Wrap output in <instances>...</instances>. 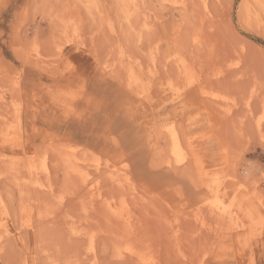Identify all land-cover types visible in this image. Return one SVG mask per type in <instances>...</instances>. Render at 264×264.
I'll list each match as a JSON object with an SVG mask.
<instances>
[{"label":"rangeland","instance_id":"rangeland-1","mask_svg":"<svg viewBox=\"0 0 264 264\" xmlns=\"http://www.w3.org/2000/svg\"><path fill=\"white\" fill-rule=\"evenodd\" d=\"M219 1H211L209 13L203 9L208 16H202L199 0H187L185 11L163 0H142L148 10L139 7L142 22L138 13L128 25L123 0H0V97L8 98L6 106L0 101V111L9 117L13 107L7 104H21L23 136V147L13 151L0 143V154L35 157L40 168L46 153L53 184L51 193L25 194V181L1 169L0 192L7 207H0V231L6 222L13 233L0 264L87 263L89 238L72 237V221L96 237L98 264H264V11L253 0ZM152 19L156 28L150 33L143 26ZM73 26L82 35V46L64 41ZM36 50L41 62L35 61ZM176 50L193 66L197 90L187 88L180 102L185 112L170 101L153 109L127 88L125 65L145 63V74L157 56L163 80L185 85L166 57ZM105 59L115 65L112 75L103 69ZM153 91L157 96L156 87ZM169 116L178 118L186 136L190 130L183 120L196 118L202 129L207 124L204 130L212 132V139L202 147L200 161L224 174L232 196L236 193L252 210V218L241 220L243 228L226 231L229 225L199 208L207 192L195 185L199 177L193 159L179 171L163 165L168 145L155 127ZM75 149L82 158L126 166L137 198H145L130 199L132 224L110 221L100 202L86 209L87 190L68 179L61 159ZM103 171L92 177L99 178L105 198L120 205V192ZM60 196L65 197L62 205L56 199ZM23 206L33 209L32 228H21ZM218 225L227 228L216 232Z\"/></svg>","mask_w":264,"mask_h":264},{"label":"bare ground","instance_id":"bare-ground-1","mask_svg":"<svg viewBox=\"0 0 264 264\" xmlns=\"http://www.w3.org/2000/svg\"><path fill=\"white\" fill-rule=\"evenodd\" d=\"M141 1L140 0H123V9H122V10H124L123 11V20H125L128 23V25L131 23L133 18L135 19V16L137 17V15L139 13V7L142 5ZM211 1H213V0H199V2H200L199 4H202V6L199 5L202 9L201 10L202 12H203V9H204V12L209 11V7L211 8L210 3L213 4ZM218 1L219 0H217V2ZM253 1L258 3L259 6H262V9L264 11V0H253ZM163 2L171 4L172 6H174V8L179 9V10H184V11H185L186 6H187V0H163ZM214 2H215V0H214ZM140 3H141V5H140ZM247 6H248V4H246V7ZM257 7H258V5H257ZM243 8H245V3H244ZM142 9H143V11H145V13H147L148 10H146V9L144 10V8H142V6H141L140 11H142ZM244 10H246V9H244ZM251 10H253V9H251ZM204 12L201 13V15L204 16L203 14H205V16H208V15H206L207 13H204ZM210 13H211V11H210ZM261 15L263 16V13ZM139 16H140V13H139ZM139 16H138V18H140V20H141L142 15L140 17ZM253 18H255V17H253ZM149 19H150V17H149ZM123 20H122V22H123ZM147 20H145L146 23L144 24L143 27L150 31V30H152V28L155 27L153 25L154 20L152 19L153 20L152 23H148L149 21L147 22ZM255 20H257V19H255ZM158 21L159 20L157 19V22ZM140 22H142V20ZM72 23H73V21H72ZM133 24H134V22H133ZM155 24H157V23L155 22ZM123 25L124 24H122V26ZM261 26H263V25L261 24ZM131 28H134V27H131ZM73 29H74V26H73ZM143 30L144 29H142V31ZM153 31H154V29H153ZM143 33H144V31H143ZM143 33H142V35H143ZM150 33H151V31H150ZM144 35H146V34L144 33ZM81 36L82 35L80 34V32L78 31V28H77V29H74L72 31V36H70V37L68 36V33H66V35H65L66 38L64 41H66L67 43L73 42L74 45L77 44L79 46L80 45L82 46L84 43L82 42V39L80 40ZM143 38H142V41H143ZM137 41H138V39H137ZM198 41L196 39V42H198ZM66 42H65V44H66ZM137 45H138V42H137ZM155 45H156V43H155ZM155 48L159 49V46H155ZM119 51H121V49ZM151 51H153V50H151ZM177 52H178L177 50L170 52L166 57H167L168 63L170 65L172 64V66L174 68H176L175 72H177L178 79H182V81H185V83L187 82L185 85H184V83H183V85H179V83H178V86H174L172 84V82H170V81H168V82L164 81L163 78L160 76V74H159L160 70L159 69H161L163 67H161L159 65L161 68H158L159 67L157 65L158 63H156V61H155V59H156L155 57H157V56L154 55L155 57H151V61L150 62L148 61L151 65L150 70H148L149 71L148 73L144 74V70L148 69V68H146L145 63H144V66H145V68H144L143 63H141L142 64L141 65L140 63L137 64V62H133V61L129 62L126 59V58H129V57H127L128 55L126 56L127 53L122 54L123 55L122 59H125L127 61V63L129 64L127 66L125 65V67H126L125 69H127V70H125L127 72L125 74V77L128 74V82H127L128 87L127 88L130 90L131 93L140 97L142 100L148 102L153 109H161L169 101L175 105L180 103L184 99L185 93L187 92V88L194 87L193 89L197 90V87H196L197 81L194 82V76L192 73L193 66L189 65L187 62L188 60H186V58H184V56L180 55V53H177ZM32 53H33V56L36 58L35 61L41 62L40 61L41 55L39 54L40 52H38L36 50V52L34 51ZM58 53H59L58 57L62 56V53H63L62 48H61V50H59ZM30 56L32 57V54ZM120 57H121V55H120ZM109 58H111V56ZM130 58H132L131 54H130ZM115 59H116V57H115ZM118 59H119V57H118ZM133 59H131V60H133ZM147 59H150L149 55H148ZM106 61H108V62H106V64L102 62L103 69L106 72H108L109 74H111L112 73L111 71L113 70V67L115 65H114V63L110 64L109 59ZM157 62H158V60H157ZM46 63L48 64L47 61H46ZM122 63H123V61H122ZM124 64H126V63H124ZM159 64H161V63H159ZM164 65H165V63H164ZM166 66L168 67L169 65L167 64ZM119 67L121 68L122 66L119 65ZM169 67H171V66H169ZM116 69H117V67H116ZM116 69H115V72H116ZM122 69H123V67H122ZM117 73H119V72H117ZM194 74H196L195 71H194ZM114 75H115V73H114ZM118 75H120V73ZM177 77H175V78H177ZM197 77H198V75H197ZM120 78L123 80V77H120ZM201 83H202V81H201ZM15 84L18 85L17 82ZM154 87H156V89L158 91L157 96L154 94V91H153ZM201 90H202V88H201ZM200 93H202V95L205 94L201 91H200ZM218 96H220V95H217V99L219 98ZM156 99H158V101L154 103V100H156ZM3 100L7 101L8 98L5 96L0 97V101L3 102ZM3 104L5 105V102H3ZM7 105H10L11 107H13V112H11L12 114L8 117L7 113L5 114V109H2L4 112L0 111V117L3 118L2 121L0 119V122H1L0 123V143L2 145L10 147L13 151H16L15 149L23 147V136H22V133L20 132V128H21L20 125H22L21 124V121H22L21 120V113H22L21 110L22 109L20 107L21 104L19 105V103L15 102L14 100L10 101L9 104H7ZM247 106H250L249 102H247ZM180 108L182 109V112H185V109H183V108H185V103L181 104ZM173 116H175V115H173ZM211 117H213V116H211ZM167 118H169V119H164L162 125L160 124L161 126L155 127L157 130L156 131L157 135L160 136L162 140H165V142H167L166 144L168 145V156L165 155L166 159L164 158L163 165L169 169H175L176 171H179L182 169V167L185 166V164L190 160V158L193 159L192 161L194 162V165L196 164V166H195L196 171H197V172L195 171L197 173L196 176L198 175L197 177H199V179H198L199 182H197L198 181L197 180L196 181L197 184L195 183V185L205 188L206 192H207L206 193L207 196L203 200H201V205L199 208L207 209V211L210 212L209 214H212L214 216V218L216 217V220H218V222L229 225L228 228L222 227L223 225H221V226L218 225L219 230L216 226H214L218 230L216 232L220 231V227L224 228V229L227 228L226 231H229V230L232 231L234 229L236 230L238 228H243V226H242L243 220L242 219L244 216L248 217L249 219L252 218V212H250L252 210L245 207L244 201L242 199L238 198L236 193H234L235 195L232 196L231 188L229 187L227 178H226V176H224V174L221 177L219 175L218 171H211V170L209 171L207 169V166L204 164V161L203 162L200 161L199 156L201 154L202 147L204 145H206L212 139V132L211 131H205V130L209 129V128H205L207 126V124L204 125V127H203L205 129L204 130V129H202L201 124H196L197 123L196 118L192 117L189 120L188 119L183 120L182 125L186 126L187 131L190 130V132H191V133L190 132L187 133L188 135L186 136L185 133L182 131V126H180L179 125L180 123L178 124V122H177L178 118L176 119L175 117H172V116H169ZM229 119H230V117H229ZM257 124H258V121H257ZM198 126H199V129H201L200 132H199ZM258 127L260 128L261 125L258 124ZM159 143H160L159 141L156 142V149L159 148L158 147ZM50 147H51V145H50ZM62 147H63V145H62ZM66 149H67V147H66ZM51 153H52V150H51ZM62 155H63V157H61V159L65 163L66 170H67L65 172H67V174H68L67 175L68 179H70L71 181H75L74 179H76L77 182H79L81 184V186H83L87 190L88 202L86 205V209L88 207L94 209L96 204L98 202H100V203H103L105 205V206L103 205V207L105 208V216L110 218V221L111 220H117V221H120V222H123L126 224H132L133 215L131 214V210L128 207L130 199H133V196H134V198L137 199V201L139 202L140 200H144L145 198L143 196L141 198L140 197L137 198V195H139V194L137 192V189L134 187L135 185H133V183L131 181L130 174L128 173L127 169L125 168L126 166L117 167L116 165H110L108 163H103V162L98 160V157H97V160H95V161L94 160L91 161V160L82 158L79 155V153H77L76 149L70 150V151H68ZM59 156H61V155H59ZM24 158H27V156H25ZM42 158H43L41 160L42 166L40 167L41 168L40 169L38 166L35 165V159H36L35 157H31L29 159H23L21 157L9 156L7 154L2 153V154H0V171L2 169L3 171H7L10 175H15L16 179H18V181L24 180L25 181L24 185H23V186H25L24 190H21L20 187L18 189H20L21 191H25L26 192L25 194L29 193L31 190L32 191L35 190L36 193L39 192L40 194L51 193L53 191V189H52L53 184H50L51 183L50 182V180H51L50 179L51 178L50 177L51 169L48 166L49 163H48V157H47L46 153L44 154V156ZM92 159H94V158H92ZM104 169L107 170V173H105V174L109 175V177H108L109 183L113 186V188L115 187V189H117L118 192H120L119 200H120L121 207H120L119 202L117 200L105 198L104 193L101 191V183L99 181V178L96 180V179H93V177H92V175H95V174L100 175ZM103 172H106V171H103ZM0 175H3V173L0 172ZM239 181H240V179H239ZM15 183H17V181ZM21 184H22V182H21ZM67 184H68V182H67ZM241 186H243V185H241ZM75 187L76 186H74V188ZM238 189H239V187H238ZM35 191L33 193H35ZM74 193H76L75 189H74ZM85 194H86V192H85ZM51 196H53V195H51ZM244 196H246V195H244ZM130 197H132V198H130ZM56 199H58L57 203L59 205L64 204V199H65L64 196H60ZM31 200H33V199H31ZM20 203H21V201H20ZM0 207H5V208L7 207L6 201L3 197V195L1 194V192H0ZM32 210L33 209L31 207L25 208V206H23L24 212H23L22 217L20 218V222H19L22 229L33 227L32 219H31ZM198 215H199V213H198ZM214 221H215V219H214ZM251 221H253V220H251ZM199 222H202V224L205 223V221H199ZM253 222H255V220ZM215 224L216 225L218 224L217 221L215 222ZM70 225L71 226L68 228V230H69L72 237H74V238L75 237L85 238V239L89 238L90 243L88 242L89 246H88L87 251H86L88 261L85 264H98L96 261V259H97V253H96L97 240H96V237L93 235H90V233L87 231L86 227H84L83 225H77V223L73 222V221ZM2 226H3V229L0 231V253H1V250L4 248L5 242L8 239H10V237L13 233L12 230H10V228L6 224V222L3 223ZM204 228H206V226ZM224 229H221V233L224 231ZM201 231H202V229H201ZM253 235L255 236L254 233H253ZM259 235H261V234H257V236H259ZM262 259H263V257H262ZM85 262H86V260H85ZM202 262H203V260H202ZM146 263L148 264L147 261H146ZM153 264H155V261Z\"/></svg>","mask_w":264,"mask_h":264}]
</instances>
